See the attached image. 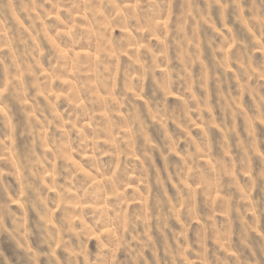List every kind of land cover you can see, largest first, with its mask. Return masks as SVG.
I'll use <instances>...</instances> for the list:
<instances>
[{
  "label": "clouds",
  "instance_id": "1",
  "mask_svg": "<svg viewBox=\"0 0 264 264\" xmlns=\"http://www.w3.org/2000/svg\"><path fill=\"white\" fill-rule=\"evenodd\" d=\"M0 264H264V0H0Z\"/></svg>",
  "mask_w": 264,
  "mask_h": 264
}]
</instances>
